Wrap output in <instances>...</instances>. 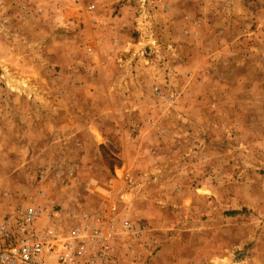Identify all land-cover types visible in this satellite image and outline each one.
Returning <instances> with one entry per match:
<instances>
[{
    "label": "rangeland",
    "instance_id": "374dc122",
    "mask_svg": "<svg viewBox=\"0 0 264 264\" xmlns=\"http://www.w3.org/2000/svg\"><path fill=\"white\" fill-rule=\"evenodd\" d=\"M27 207H115L119 264H264V0H0V223Z\"/></svg>",
    "mask_w": 264,
    "mask_h": 264
},
{
    "label": "built area",
    "instance_id": "2783aa9c",
    "mask_svg": "<svg viewBox=\"0 0 264 264\" xmlns=\"http://www.w3.org/2000/svg\"><path fill=\"white\" fill-rule=\"evenodd\" d=\"M115 214V207L84 214L63 230L53 222L40 226L41 208L19 210L0 223V264H119ZM121 230L136 239L146 231L131 222Z\"/></svg>",
    "mask_w": 264,
    "mask_h": 264
},
{
    "label": "bare ground",
    "instance_id": "6f19581e",
    "mask_svg": "<svg viewBox=\"0 0 264 264\" xmlns=\"http://www.w3.org/2000/svg\"><path fill=\"white\" fill-rule=\"evenodd\" d=\"M97 136V135H96ZM98 139H100V136H97Z\"/></svg>",
    "mask_w": 264,
    "mask_h": 264
}]
</instances>
